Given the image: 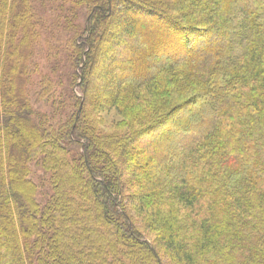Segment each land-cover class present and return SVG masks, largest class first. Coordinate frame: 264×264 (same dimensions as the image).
<instances>
[{"label": "trees", "instance_id": "obj_1", "mask_svg": "<svg viewBox=\"0 0 264 264\" xmlns=\"http://www.w3.org/2000/svg\"><path fill=\"white\" fill-rule=\"evenodd\" d=\"M76 1L56 129L27 90L33 0H0V264H264V0Z\"/></svg>", "mask_w": 264, "mask_h": 264}, {"label": "rangeland", "instance_id": "obj_2", "mask_svg": "<svg viewBox=\"0 0 264 264\" xmlns=\"http://www.w3.org/2000/svg\"><path fill=\"white\" fill-rule=\"evenodd\" d=\"M33 4L40 26L38 40L32 49L34 53L28 63L30 75L27 90L36 113L41 117L47 116L56 129H60L76 113L77 99L82 95L76 85L78 54L73 41L85 29L89 10L79 6L76 0H33ZM98 66L97 73L93 75L95 90L91 103L104 100V92L111 89V76L107 68ZM107 73L108 76L102 79ZM97 118V122H103L105 127L121 121L117 110H109ZM31 168L32 178L44 186V192H51L48 177L44 175L41 165L34 162Z\"/></svg>", "mask_w": 264, "mask_h": 264}]
</instances>
